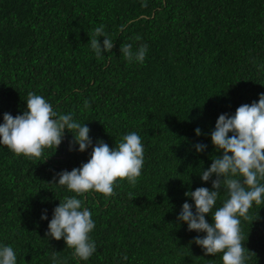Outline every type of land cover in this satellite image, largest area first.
<instances>
[{"label":"trees","instance_id":"1","mask_svg":"<svg viewBox=\"0 0 264 264\" xmlns=\"http://www.w3.org/2000/svg\"><path fill=\"white\" fill-rule=\"evenodd\" d=\"M101 26L114 48L97 58L89 41ZM127 44L147 45L143 63L124 57ZM30 92L86 122L94 144L118 147L137 132L144 166L135 185L118 179L113 195H78L53 183L90 159L91 147L69 150L71 132L39 158L0 145V243L14 248L17 264H52L53 254L60 264H223L178 215L185 201L194 205L186 191L212 187L199 172L222 154L211 141L219 115L264 93V0H0V123L5 112L27 110ZM66 196L81 199L95 222L97 251L86 261L47 236ZM226 198L222 191L215 207ZM248 215L247 264H264V204Z\"/></svg>","mask_w":264,"mask_h":264},{"label":"clouds","instance_id":"2","mask_svg":"<svg viewBox=\"0 0 264 264\" xmlns=\"http://www.w3.org/2000/svg\"><path fill=\"white\" fill-rule=\"evenodd\" d=\"M95 34L90 35V47L101 58L105 52L112 51L114 41L102 26L95 28ZM100 37H104L103 43ZM120 51L129 62L143 63L147 45L133 52L132 45L127 44ZM26 102L27 110L23 114H3L0 145L17 155L39 158L45 148L55 146L56 151L67 130L73 134L69 150L85 152L91 147V156L80 167L58 172L59 179L53 183L66 186L78 195L95 191L106 196L114 194L118 179L126 178L132 185L137 183L144 166V146L137 132L125 134L118 147H110L102 139L94 144L89 126L86 122L81 124L72 113L58 114L45 97L31 92ZM84 107H90L89 101L85 100ZM195 132L201 135V129ZM211 141L222 154L216 155L211 165L199 174L202 181H211L212 187L186 191L194 205L185 201L178 220L186 222L190 231L205 233L193 238L205 255L222 253L223 264H247L241 218H250L248 213L253 204H264V93L258 102L243 104L234 114H220ZM195 147L197 152H203L207 145L197 143ZM222 191L227 193V198L220 207H215ZM206 214L212 216L211 223ZM41 219H48L46 210ZM94 228L91 210L77 196H66L53 210L47 236L63 238L67 247L74 249V257L86 261L97 251L90 236ZM0 264H17V254L11 245L0 243ZM52 264H60L55 254Z\"/></svg>","mask_w":264,"mask_h":264}]
</instances>
